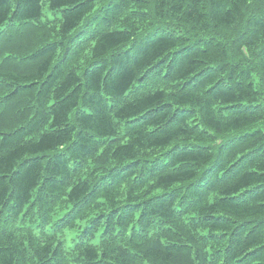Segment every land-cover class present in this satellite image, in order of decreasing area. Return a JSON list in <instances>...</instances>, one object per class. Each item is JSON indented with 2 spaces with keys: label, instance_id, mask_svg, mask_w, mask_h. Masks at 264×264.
<instances>
[{
  "label": "trees",
  "instance_id": "trees-1",
  "mask_svg": "<svg viewBox=\"0 0 264 264\" xmlns=\"http://www.w3.org/2000/svg\"><path fill=\"white\" fill-rule=\"evenodd\" d=\"M0 264H264V0H0Z\"/></svg>",
  "mask_w": 264,
  "mask_h": 264
}]
</instances>
